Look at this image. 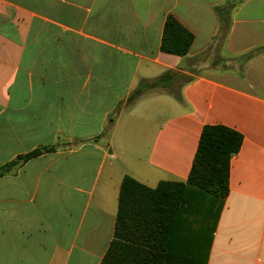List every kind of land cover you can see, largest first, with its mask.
<instances>
[{"label":"crops","instance_id":"1","mask_svg":"<svg viewBox=\"0 0 264 264\" xmlns=\"http://www.w3.org/2000/svg\"><path fill=\"white\" fill-rule=\"evenodd\" d=\"M168 16L194 34L185 56L161 49ZM170 69L193 77L179 98L129 103ZM207 124L244 141L173 252L264 264V0H0V165L59 146L0 177V264H100L124 176L187 180Z\"/></svg>","mask_w":264,"mask_h":264},{"label":"trees","instance_id":"2","mask_svg":"<svg viewBox=\"0 0 264 264\" xmlns=\"http://www.w3.org/2000/svg\"><path fill=\"white\" fill-rule=\"evenodd\" d=\"M194 34L175 17L168 16L161 44L162 51L185 56ZM186 74L167 70L154 80H143L129 96L136 102L142 94L157 88L180 97L175 84ZM193 80L189 76L182 82ZM243 134L223 124L203 127L192 169L185 181H162L156 187L125 175L119 193L114 238L100 264H196L173 252L180 217L212 196L224 198L230 192L231 161L242 147ZM58 145L38 147L0 165V177L15 171L28 160L57 150Z\"/></svg>","mask_w":264,"mask_h":264},{"label":"rangeland","instance_id":"3","mask_svg":"<svg viewBox=\"0 0 264 264\" xmlns=\"http://www.w3.org/2000/svg\"><path fill=\"white\" fill-rule=\"evenodd\" d=\"M198 64V63H197ZM187 77H189L187 74H186V77L185 78H187ZM184 78V79H185ZM184 79H180V80H178L177 82H176V84H175V88L177 89V90H179L180 89V86L182 85V82H183V80ZM154 92H169L167 89H162V88H157V89H155V90H150V93L151 94H153ZM171 99H173L174 97H172L171 95L169 96ZM134 109V106L133 105H131L130 107H129V110L128 111H130V110H133ZM166 109H167V107H166ZM87 264H94L92 261H88L87 262Z\"/></svg>","mask_w":264,"mask_h":264}]
</instances>
